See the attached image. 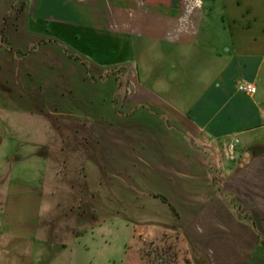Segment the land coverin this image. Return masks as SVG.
Returning a JSON list of instances; mask_svg holds the SVG:
<instances>
[{
    "label": "crops",
    "instance_id": "obj_1",
    "mask_svg": "<svg viewBox=\"0 0 264 264\" xmlns=\"http://www.w3.org/2000/svg\"><path fill=\"white\" fill-rule=\"evenodd\" d=\"M218 1L0 0V77L10 65L16 78L23 44L59 42L95 66L102 84L117 74L125 89L127 80L128 105L158 111V124L143 134L121 114L111 125L131 135L130 167L158 170L176 191L186 218L177 230L193 260L264 264V0ZM241 80L257 91L241 92ZM37 223L0 228V264L90 263L87 246Z\"/></svg>",
    "mask_w": 264,
    "mask_h": 264
},
{
    "label": "rangeland",
    "instance_id": "obj_2",
    "mask_svg": "<svg viewBox=\"0 0 264 264\" xmlns=\"http://www.w3.org/2000/svg\"><path fill=\"white\" fill-rule=\"evenodd\" d=\"M60 44H23L16 78L10 65L1 71L0 228L40 221L41 232L48 222L52 238L89 248V264H196L177 230L186 218L176 191L158 170L130 167L131 135L111 125L125 114L145 134L159 112L128 105L127 80L125 89L117 74L102 84L95 66ZM30 213L39 215L32 224Z\"/></svg>",
    "mask_w": 264,
    "mask_h": 264
},
{
    "label": "built area",
    "instance_id": "obj_3",
    "mask_svg": "<svg viewBox=\"0 0 264 264\" xmlns=\"http://www.w3.org/2000/svg\"><path fill=\"white\" fill-rule=\"evenodd\" d=\"M238 89L241 92H244L250 95L254 94L257 91V87L255 86V84L247 80H241L238 83ZM238 143H239V139H235L232 143L229 144L228 151L230 154H233Z\"/></svg>",
    "mask_w": 264,
    "mask_h": 264
},
{
    "label": "water",
    "instance_id": "obj_4",
    "mask_svg": "<svg viewBox=\"0 0 264 264\" xmlns=\"http://www.w3.org/2000/svg\"><path fill=\"white\" fill-rule=\"evenodd\" d=\"M247 160V157L246 158H244V162Z\"/></svg>",
    "mask_w": 264,
    "mask_h": 264
},
{
    "label": "trees",
    "instance_id": "obj_5",
    "mask_svg": "<svg viewBox=\"0 0 264 264\" xmlns=\"http://www.w3.org/2000/svg\"><path fill=\"white\" fill-rule=\"evenodd\" d=\"M164 200H166V198L165 197H162Z\"/></svg>",
    "mask_w": 264,
    "mask_h": 264
}]
</instances>
